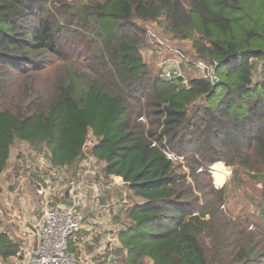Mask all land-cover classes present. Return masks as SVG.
<instances>
[{"label": "trees", "instance_id": "1", "mask_svg": "<svg viewBox=\"0 0 264 264\" xmlns=\"http://www.w3.org/2000/svg\"><path fill=\"white\" fill-rule=\"evenodd\" d=\"M251 2L0 0V173L26 142L51 167L94 158L101 178H120L118 245L102 264H264V0L262 13ZM148 30L179 44L181 81L162 76ZM199 60L217 63L216 85L190 70ZM216 163L231 171L219 189ZM232 192L251 212L230 220ZM16 253L0 233V258Z\"/></svg>", "mask_w": 264, "mask_h": 264}, {"label": "rangeland", "instance_id": "2", "mask_svg": "<svg viewBox=\"0 0 264 264\" xmlns=\"http://www.w3.org/2000/svg\"><path fill=\"white\" fill-rule=\"evenodd\" d=\"M253 1L254 2H251L250 5H255L257 12H261L260 8H258V2H260V0ZM239 19L240 21H243L241 17H239ZM240 23V30L248 31V24L246 22ZM158 32H160V30H158ZM158 32H156V34L161 38V40H163L160 34L161 32ZM236 37L242 38L239 35H236ZM235 41L241 48L245 47L243 40L236 39ZM171 46L175 47V45ZM176 46L179 47V44H176ZM186 46L188 47L187 44ZM150 56L151 51L144 50V57L146 61L149 62L151 60ZM18 156L22 157L21 162L23 167L20 169L25 171H23L19 176L21 178H18V180L15 181L13 174L14 170H16L17 161L20 160ZM100 165L102 166V164H99L94 158H91L90 160H83L80 167L78 166L77 171L75 170V164L67 166L66 168L51 167L49 162V153L47 151L33 153L26 142L16 143L9 156L7 168L0 173V213L2 214L0 220L4 219L5 215L8 214H12L14 216L15 222L18 221L17 217H23L25 214L32 215L35 219H39L41 211L46 203H48L49 206H54L62 202L60 195L64 192V190H69V182L76 181V183H79L81 181L82 185L78 190L82 196V209H84L85 205L88 206L89 202V206H91L90 210L92 212H95L96 210V212H101L103 215L107 216L103 219V221H105V223H103L104 230L106 227L111 228V224H114L112 222V217L117 213L119 203L122 200H125V197L121 196L122 193H125V188H123L122 183H120L121 179L117 181L113 179L111 182H108L103 178L100 179ZM81 166L84 168H81ZM87 166H90L88 171ZM208 170H213L211 177L214 189H219L224 186V184L228 182L231 175L230 169H228L223 163L212 164ZM38 173H43L42 180L44 181L43 184L46 187L43 195L34 194L32 188L30 187V177L32 174L35 175ZM83 174L85 175L83 176ZM85 184L90 187V192L89 190L86 191L87 188L84 187ZM9 187H11V189H9ZM252 189L253 188L249 185H245L241 189V192L244 190L247 194H252ZM241 192L237 195L232 192L230 194V198H228L227 206L224 210L222 209L224 216L230 220H232L233 217L237 218L240 216L241 212H251V210L246 207L247 205L241 197ZM91 198L93 202H91ZM103 198H105L104 201L102 200ZM93 203L97 204V208L95 210L93 209L94 207H92ZM220 222L222 223V226H225V219H221ZM119 228L120 225H116L115 231L118 232ZM101 233V238L103 239L107 232L104 231ZM84 254L86 253L82 251L81 255L79 254V256H73L76 257L80 264H87L84 260ZM90 259L91 258H88V260ZM148 264L151 263L149 262Z\"/></svg>", "mask_w": 264, "mask_h": 264}, {"label": "built area", "instance_id": "3", "mask_svg": "<svg viewBox=\"0 0 264 264\" xmlns=\"http://www.w3.org/2000/svg\"><path fill=\"white\" fill-rule=\"evenodd\" d=\"M149 42L154 47H160L158 55V67L162 69V76L167 80L173 78H184L181 64L187 61L186 56L171 44L161 40V38L153 31H147ZM151 51V49H148ZM162 51L169 55L162 56ZM163 52V53H165ZM217 63H206L204 61H196L190 70L198 77L207 79L212 85H216L219 81L216 74ZM89 144V143H88ZM167 158L176 161L178 158L171 152L166 153ZM81 168H84L81 166ZM86 168V166H85ZM90 166H87V171ZM86 171V172H87ZM212 174L213 170H209ZM85 174H83L84 176ZM82 176V177H83ZM82 182H69V190L61 193L62 200H67L68 204H58L49 206L46 203L40 215V232L39 243L36 247L30 248L25 252V264H80L76 257L67 253L68 240L79 229L85 219L83 213V205H81V194L79 188ZM44 189L38 190L39 195L44 194ZM94 210L97 204L93 205ZM109 239V238H108ZM112 242L111 239H109Z\"/></svg>", "mask_w": 264, "mask_h": 264}, {"label": "crops", "instance_id": "4", "mask_svg": "<svg viewBox=\"0 0 264 264\" xmlns=\"http://www.w3.org/2000/svg\"><path fill=\"white\" fill-rule=\"evenodd\" d=\"M113 179L115 181L120 180V178L118 177H113L107 179L106 181L111 182ZM120 183H122L123 185L122 181ZM84 187L87 188L86 191L89 190L90 192V187H88L87 184H85ZM102 200L104 201L105 198H103ZM91 202H93L92 198ZM61 203L68 204L67 200L65 199L62 200ZM89 205L90 204L88 202V206L85 205L83 209V213L85 214L83 225L72 235V242L77 248V252L74 253V255L79 256V254L81 255V252L83 251L86 253L84 254V260L87 264H102L103 261L100 260L99 262L98 260H96L97 258H99L98 256L103 255L105 250L113 249L118 245L116 239L117 231H115L116 225L118 224L115 223L116 220L113 219V216L112 222L115 225L111 224V228L106 227V229L104 230L103 223H105V221H103V219L107 216L103 215V213L101 212H96V210L95 212H92L90 210L91 206ZM1 217L2 214L0 213V218ZM17 220L18 221L15 222L14 216L12 214L5 215V218L0 220V233L5 234L17 249V253L15 255H12L5 260L0 258V264H25V252L30 248L36 247L39 243V232L41 229L40 218L35 219L34 216L25 214L23 217H17ZM104 231L107 233L106 236L102 239L101 232ZM108 238L111 239L112 242H110ZM88 258L91 259L88 260ZM112 259L113 257L111 256L110 260Z\"/></svg>", "mask_w": 264, "mask_h": 264}, {"label": "water", "instance_id": "5", "mask_svg": "<svg viewBox=\"0 0 264 264\" xmlns=\"http://www.w3.org/2000/svg\"><path fill=\"white\" fill-rule=\"evenodd\" d=\"M183 78L182 77H178V80L181 81ZM9 189H11V187H9ZM41 187L39 185H37V190H40Z\"/></svg>", "mask_w": 264, "mask_h": 264}]
</instances>
